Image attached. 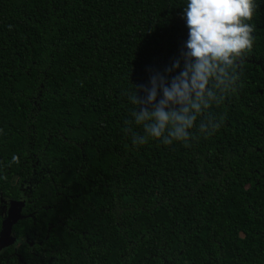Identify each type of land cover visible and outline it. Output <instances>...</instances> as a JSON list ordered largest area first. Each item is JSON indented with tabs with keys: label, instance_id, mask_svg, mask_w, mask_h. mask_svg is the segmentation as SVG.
Segmentation results:
<instances>
[{
	"label": "trees",
	"instance_id": "trees-1",
	"mask_svg": "<svg viewBox=\"0 0 264 264\" xmlns=\"http://www.w3.org/2000/svg\"><path fill=\"white\" fill-rule=\"evenodd\" d=\"M256 2L220 127L166 146L132 143L126 93L179 56L187 0H0V207L21 203L0 264H264Z\"/></svg>",
	"mask_w": 264,
	"mask_h": 264
},
{
	"label": "clouds",
	"instance_id": "clouds-1",
	"mask_svg": "<svg viewBox=\"0 0 264 264\" xmlns=\"http://www.w3.org/2000/svg\"><path fill=\"white\" fill-rule=\"evenodd\" d=\"M257 7L256 0H187L182 19L188 33L179 56L163 70L147 69L148 83L126 93L136 106L133 119L125 121L134 145L154 139L166 146H188L194 127L202 135L220 127L210 109L235 90L237 70L253 48L250 22Z\"/></svg>",
	"mask_w": 264,
	"mask_h": 264
},
{
	"label": "flooded vegetation",
	"instance_id": "flooded-vegetation-1",
	"mask_svg": "<svg viewBox=\"0 0 264 264\" xmlns=\"http://www.w3.org/2000/svg\"><path fill=\"white\" fill-rule=\"evenodd\" d=\"M7 208H8V202H4V204L0 207V219H1V222H0V231H1L2 222L4 221V219H6L7 215H10V217L12 215L11 218H13L14 217L13 214L16 211L14 208H12L10 211H8ZM4 231H5V234H6V239L9 240L11 235L8 233V231L6 232V227L4 228ZM7 246L8 245L1 246L0 247V254L5 251V249L7 248ZM12 246H14V245H12Z\"/></svg>",
	"mask_w": 264,
	"mask_h": 264
},
{
	"label": "water",
	"instance_id": "water-1",
	"mask_svg": "<svg viewBox=\"0 0 264 264\" xmlns=\"http://www.w3.org/2000/svg\"><path fill=\"white\" fill-rule=\"evenodd\" d=\"M18 203V202H17ZM12 204H15V203H12ZM21 206V203H18V208L16 209L15 213L13 214V218L9 217L7 219H5L3 222H2V225H1V231H0V235L2 236V231L4 230V228L6 227V232L8 231V226L10 224H12L14 222V220L16 219V216H17V212L19 211V207ZM11 208L8 209V211H10ZM0 236V237H1ZM14 241L10 238L7 242L6 241H2L0 242V247L1 246H6L8 244H13Z\"/></svg>",
	"mask_w": 264,
	"mask_h": 264
},
{
	"label": "rangeland",
	"instance_id": "rangeland-1",
	"mask_svg": "<svg viewBox=\"0 0 264 264\" xmlns=\"http://www.w3.org/2000/svg\"><path fill=\"white\" fill-rule=\"evenodd\" d=\"M9 208H14L15 210L18 208V203H15V204H9L8 205V208L7 209H9ZM10 217V215H7V217H6V219L7 218H9ZM11 217H12V215H11ZM5 220V219H4ZM1 236V235H0ZM2 241H8L7 239H6V234H5V231L3 230L2 231V236L0 237V242H2Z\"/></svg>",
	"mask_w": 264,
	"mask_h": 264
}]
</instances>
